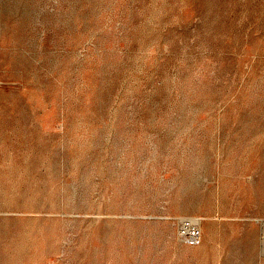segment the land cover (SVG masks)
I'll list each match as a JSON object with an SVG mask.
<instances>
[{"label": "rangeland", "instance_id": "1", "mask_svg": "<svg viewBox=\"0 0 264 264\" xmlns=\"http://www.w3.org/2000/svg\"><path fill=\"white\" fill-rule=\"evenodd\" d=\"M0 264H264V0H0Z\"/></svg>", "mask_w": 264, "mask_h": 264}, {"label": "built area", "instance_id": "2", "mask_svg": "<svg viewBox=\"0 0 264 264\" xmlns=\"http://www.w3.org/2000/svg\"><path fill=\"white\" fill-rule=\"evenodd\" d=\"M180 239L189 246H199L203 240L201 221L193 218H181L177 222Z\"/></svg>", "mask_w": 264, "mask_h": 264}, {"label": "bare ground", "instance_id": "3", "mask_svg": "<svg viewBox=\"0 0 264 264\" xmlns=\"http://www.w3.org/2000/svg\"><path fill=\"white\" fill-rule=\"evenodd\" d=\"M198 219V218H197ZM200 220V219H199ZM3 253H4V251H3Z\"/></svg>", "mask_w": 264, "mask_h": 264}]
</instances>
